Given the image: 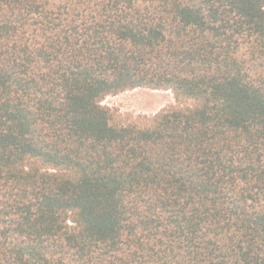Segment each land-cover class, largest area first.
I'll list each match as a JSON object with an SVG mask.
<instances>
[{
  "label": "trees",
  "instance_id": "16d2710c",
  "mask_svg": "<svg viewBox=\"0 0 264 264\" xmlns=\"http://www.w3.org/2000/svg\"><path fill=\"white\" fill-rule=\"evenodd\" d=\"M0 264H264V0H0Z\"/></svg>",
  "mask_w": 264,
  "mask_h": 264
},
{
  "label": "rangeland",
  "instance_id": "374dc122",
  "mask_svg": "<svg viewBox=\"0 0 264 264\" xmlns=\"http://www.w3.org/2000/svg\"><path fill=\"white\" fill-rule=\"evenodd\" d=\"M174 102V94L171 91L138 88L109 96L102 104L111 109L113 114L129 118L145 114L154 115Z\"/></svg>",
  "mask_w": 264,
  "mask_h": 264
}]
</instances>
